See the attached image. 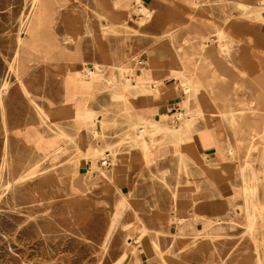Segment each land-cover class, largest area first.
<instances>
[{"label":"crops","instance_id":"0c3cea01","mask_svg":"<svg viewBox=\"0 0 264 264\" xmlns=\"http://www.w3.org/2000/svg\"><path fill=\"white\" fill-rule=\"evenodd\" d=\"M234 1L237 7L229 17L222 11L195 6L194 0H56L57 7H50L48 13L59 10L53 30L59 45L71 55L57 52L48 61L29 48L44 64L61 66L57 72L62 97L60 106L55 107L60 111L53 119L72 116L65 122L79 123L83 130L86 124H98L104 108L102 97L113 86V80L118 83L119 69L124 67L131 72V83L136 88L130 92L121 89L118 94L130 101L136 120L182 125L188 121L183 126L181 142L167 137L168 141L161 146H152L147 141L149 156L145 157L144 151L132 152L109 174L111 179H103L110 182L104 188L103 199L112 216L111 225L117 210L113 205L116 191L132 194L129 206L147 207L143 209V219L148 230L157 233L163 253L167 247L172 248V255L163 256L164 262L158 264L250 262L251 255L236 262L217 260L216 255L219 258L224 253L236 254L237 249L232 247L228 252L223 241L215 243L217 237H228L227 229H208L212 222L245 221L244 213L248 216L245 189L260 190L264 184V19L245 17V10L238 7H244V0ZM124 29L131 31V37L123 44L121 38L106 34ZM70 30L77 33L70 37ZM45 41V45L57 47L47 34ZM60 60L75 61L79 68L70 71L72 65L53 62ZM87 70L101 73L100 81L85 79ZM183 79L192 81V91L186 92ZM117 87L112 89L117 92ZM32 134L28 137L33 143L54 139L43 138L38 131ZM162 137L158 135L157 143ZM51 142H56L53 147L59 145V141ZM88 144L81 138L80 147L85 149V155L90 149ZM40 150L47 155L41 144ZM178 159L186 163V171L179 177L177 169L172 168L171 178L166 182L172 192H164L168 196L165 200L160 197L162 193L148 195L155 191L150 185L140 187L147 193L145 197L133 195L131 189L140 182L141 174L148 172L147 161L152 163V172L164 174L169 168L164 165ZM248 166L253 172L247 170ZM252 174L257 182L251 185ZM157 189L166 191L162 185ZM257 202L264 205V198L258 196ZM133 244L134 239L126 240L127 248ZM157 244L152 239L143 249L148 255L160 254ZM126 257L124 253L122 259Z\"/></svg>","mask_w":264,"mask_h":264},{"label":"rangeland","instance_id":"374dc122","mask_svg":"<svg viewBox=\"0 0 264 264\" xmlns=\"http://www.w3.org/2000/svg\"><path fill=\"white\" fill-rule=\"evenodd\" d=\"M194 1L198 7L222 11L229 17L237 7L234 0ZM33 2L0 0V264L164 262L163 256L172 255V248L167 247L163 253V244L157 233L148 230L143 219V209L147 207L129 206L132 199L128 198L132 194L128 196L121 190L116 191L118 195L114 193L113 200L117 210L111 225L112 216L103 199L104 188L110 183L103 179H111L109 174L117 168L120 160L139 149L143 142L146 146L147 141H151L152 146L158 145L161 140L157 143L156 138L158 135L162 137V133L136 120L130 104L120 98L121 89L126 90L133 81L129 76L131 72L124 67L119 69L122 81L111 80L113 86L102 97L104 108L99 113L98 124L86 125V131L79 123L65 122L73 119L72 116L53 119L60 111L55 107L60 106L62 97L57 72L61 66L44 64L29 48L41 53L48 61H52L51 54L71 53L59 45L53 30L59 10L48 13L50 7H57L56 0H37L35 6ZM261 2L244 0V7H238L241 11L246 10L245 17L262 18L264 5H260ZM130 32L124 29L122 32L107 31L106 34L121 38L123 44L131 37ZM76 33L77 30H70V37ZM45 34L57 44L56 48L44 44ZM53 62L72 65L70 71L79 68V63L72 61ZM100 74L87 70L84 75L85 79L100 81ZM115 85L119 86L115 89L117 92L112 89ZM5 86L7 90L2 93ZM182 86L191 91L194 88L185 80ZM33 130L47 139L58 138L62 149L57 157L46 158L41 153L40 141L33 143L29 140L28 135ZM81 138L90 145L86 158H80ZM146 165L148 172L141 174L140 182L131 189L133 195L137 193L145 197L147 193L140 187L150 185L155 191L148 195L162 193L160 197L165 200L168 196H164V192H172L166 183L171 178L172 168L177 169L179 177L186 171V163L179 159L166 163L164 166L169 168L164 174L152 172L151 162L147 161ZM249 169L250 173L253 172L252 167L248 166ZM102 172L106 175L102 176ZM256 178L252 174L251 185L257 182ZM159 185L166 191L158 190ZM252 191L254 195L249 199V211L255 220L252 229L248 228L246 213L245 221L228 219L208 226V229H227L228 237H217L215 243L223 241L228 252L232 247L237 249L236 254L224 253L219 258L216 255L219 261L236 262L238 258L240 261L251 255L249 264H264V205L257 202L258 196L264 198V184L260 190ZM130 238L134 239V244L127 248L126 240ZM152 239L158 243L162 254L148 255L143 249ZM124 253H127L126 259H122Z\"/></svg>","mask_w":264,"mask_h":264},{"label":"bare ground","instance_id":"6f19581e","mask_svg":"<svg viewBox=\"0 0 264 264\" xmlns=\"http://www.w3.org/2000/svg\"><path fill=\"white\" fill-rule=\"evenodd\" d=\"M255 1H264V0H255ZM36 2H37V0H34V2H33V4H34V6H35V4H36ZM38 2H39V0H38ZM191 3V2H190ZM198 4H199V2H198ZM31 5H32V3H31ZM260 5H264V3L262 4V2H261V4ZM37 6V5H36ZM196 6V5H195ZM41 7V6H40ZM49 7H50V5H49ZM48 7V8H49ZM194 7V6H193ZM31 8V7H30ZM249 9V8H248ZM247 9V10H248ZM258 9V8H257ZM30 11V10H29ZM246 11V10H245ZM248 13V12H247ZM250 13V12H249ZM255 14H257V13H255ZM263 14V16H262V18L264 19V13H262ZM244 15H246V14H244ZM258 15V14H257ZM260 15V14H259ZM31 16V15H30ZM106 16H107V14H106ZM252 16V15H251ZM20 17V16H19ZM25 17V16H24ZM211 17V16H210ZM257 18H258V16H256ZM255 18V17H254ZM29 19V18H28ZM249 19V18H248ZM214 20V19H213ZM260 20V19H259ZM28 21V20H27ZM193 21V20H192ZM205 21V20H204ZM26 22V21H25ZM203 22V21H202ZM217 22V21H216ZM218 23H220V22H218ZM223 23V22H222ZM225 23V22H224ZM219 27V26H218ZM215 30V29H214ZM217 30V29H216ZM218 30H219V28H218ZM217 30V31H218ZM227 32H229V31H227ZM125 34V33H124ZM229 35V34H228ZM55 36V35H54ZM232 37V36H231ZM55 38V37H54ZM173 39V38H172ZM21 41V40H20ZM124 43V42H123ZM202 45V44H201ZM200 45V46H201ZM22 46V45H21ZM125 46V45H124ZM206 46V45H205ZM220 50H222V49H220ZM253 50V49H252ZM255 50V49H254ZM203 51V50H202ZM219 51V50H218ZM212 53V52H211ZM251 54V53H250ZM213 55V54H212ZM73 60V59H72ZM61 61V60H60ZM75 62V61H74ZM12 63V62H11ZM56 64V63H55ZM71 64V63H70ZM113 69V68H112ZM260 70V69H259ZM171 74V73H170ZM264 75V74H263ZM243 77V76H242ZM261 77V76H260ZM184 78V77H183ZM150 79V78H149ZM191 79V78H190ZM194 79V78H193ZM240 79V78H239ZM247 79V78H246ZM255 79V78H254ZM109 80V79H108ZM112 80V79H111ZM183 80H186V79H183ZM262 80V79H261ZM151 81V80H150ZM149 81V82H150ZM187 81V80H186ZM148 82V81H147ZM189 82V81H188ZM238 82V81H237ZM244 82V81H243ZM254 82V81H253ZM109 83H111V81H109ZM119 83V82H118ZM159 83H161V81L159 82ZM163 83V82H162ZM187 83V82H186ZM190 83V82H189ZM191 83H192V81H191ZM240 83V82H239ZM157 84V83H156ZM202 84V83H201ZM206 84V83H205ZM243 84V83H242ZM259 84V83H258ZM76 85V84H75ZM184 85H185V83H184ZM207 85V84H206ZM153 86V85H152ZM189 86V85H188ZM77 87V86H76ZM117 87V86H116ZM119 87V86H118ZM123 88V87H122ZM136 88V85L135 84H133V83H130V85L128 86V88H126V90H127V92L130 90V89H135ZM140 88V87H139ZM141 88H143V87H141ZM151 88V87H150ZM153 88V87H152ZM185 88V87H184ZM192 88V87H191ZM188 89V88H187ZM6 90H7V86H5L4 87V89L2 90V93H4V92H6ZM144 90V89H143ZM195 90V89H194ZM201 90V89H200ZM133 91V90H132ZM134 91H138V90H134ZM133 91V92H134ZM68 92V91H67ZM130 92V91H129ZM148 92V91H147ZM187 93L189 92V90H187L186 91ZM126 93V92H125ZM192 93V92H191ZM198 94V93H197ZM143 95H145L144 93H143ZM124 96V95H123ZM188 96V95H187ZM125 97H126V95H125ZM136 97H137V95H136ZM122 98V97H121ZM127 98V97H126ZM125 98V99H126ZM134 98V97H133ZM186 99H188V98H186ZM129 103H130V101H128ZM186 102V101H185ZM190 102V101H189ZM259 105V104H258ZM78 106H79V104H78ZM81 106V105H80ZM136 106V105H135ZM82 107V106H81ZM184 107V106H183ZM259 107V106H258ZM223 108V107H222ZM136 109V108H135ZM260 109V108H259ZM190 111V110H189ZM261 111V110H260ZM192 112V111H191ZM194 112V111H193ZM210 113V112H209ZM229 113V112H228ZM234 113H236V112H234ZM86 114V113H85ZM211 114V113H210ZM216 114V113H215ZM84 115V114H83ZM88 115V114H87ZM217 115V114H216ZM255 115H258V114H255ZM180 116V115H179ZM178 116V117H179ZM190 116V115H189ZM201 116V115H200ZM259 116H261V115H259ZM186 117V116H185ZM190 118V117H189ZM234 118V117H233ZM257 118V117H256ZM142 119V118H141ZM229 119V118H228ZM107 120V119H106ZM231 120V119H230ZM158 121V120H157ZM207 121V120H206ZM235 121V120H234ZM142 122H144V123H147V124H149L156 132H161L162 133V135H163V137L160 139L161 141L158 143L160 146L163 144V142L165 141H168V140H165L167 137H173V138H176L177 139V142H181L182 140H183V137H182V135H183V133H184V128H183V126L185 125V122L186 121H184V125H182L181 123L179 124L178 122H176L175 124H167V123H160V124H158V123H153V122H146V121H142ZM188 122V121H187ZM186 122V124H188ZM191 122H193V121H191ZM82 123V122H81ZM80 123V124H81ZM255 123V122H254ZM92 124V123H91ZM87 125V124H86ZM117 125V124H116ZM261 126V125H260ZM92 127V126H91ZM96 127V126H95ZM94 127V128H95ZM86 128V127H85ZM84 128V130H86ZM93 128V127H92ZM237 128V127H236ZM238 129V128H237ZM88 130V129H87ZM86 130V131H87ZM90 130V129H89ZM92 130V129H91ZM254 130V129H253ZM186 131V130H185ZM238 131V130H237ZM236 131V132H237ZM32 133H34V131H31V133H30V135H33ZM186 135H189V134H186ZM235 135H236V133H235ZM260 135V134H259ZM250 137V136H249ZM37 138L38 139H40V135L39 134H37ZM44 138V137H43ZM240 138H241V136H240ZM171 140V139H170ZM51 141H59L58 139H53V140H42L41 141V145H42V147H43V150L45 151V153L47 154L46 156L47 157H52V158H54V157H57V155L60 153V150H61V146L60 145H58V144H56L57 146H54L53 147V145H54V143H56V142H51ZM36 142H38V141H36ZM174 142V141H173ZM240 142H242V141H240ZM239 142V143H240ZM245 143V142H244ZM262 143V142H261ZM141 146L139 147L138 146V148L139 149H137L136 151H134L135 153H140L141 151H144V155H145V157L146 156H148L149 155V148H148V146H146V144H145V142H143L142 144H140ZM250 145V144H249ZM253 145V144H252ZM36 146V145H35ZM238 146V145H237ZM251 146V145H250ZM249 146V147H250ZM52 147H53V149H52ZM84 147V146H83ZM230 147V146H229ZM244 147V146H243ZM252 147V146H251ZM228 148V147H227ZM245 148H247V147H245ZM193 149H194V147H193ZM236 149V148H235ZM82 150V152L84 153L85 151H83V150H85V149H81ZM243 150V149H242ZM249 150V149H248ZM38 151H40V150H38ZM79 151V150H78ZM232 150H230V152H231ZM235 151V150H234ZM246 151V150H245ZM108 152V151H107ZM249 152V151H248ZM42 153V152H41ZM243 153V152H242ZM97 154V153H96ZM225 154V153H224ZM45 155V154H44ZM95 155V154H94ZM184 156V155H183ZM46 157V158H47ZM81 157H87L86 155H85V153L84 154H81ZM180 157V156H179ZM245 157V156H244ZM250 157V156H249ZM180 159V158H179ZM184 159V158H183ZM248 163V162H247ZM96 165V164H95ZM246 165V164H245ZM245 171H247L246 169H244L243 170V173H245ZM32 174V173H31ZM105 174V173H104ZM25 177H27V176H25ZM109 179V178H108ZM222 181V180H221ZM247 181H248V179L247 180H245V183H247ZM3 183V182H2ZM7 183V182H6ZM1 186V185H0ZM6 186V185H5ZM2 188V187H1ZM246 190V192H245V198H246V203H247V207H246V210H247V214H248V216H249V229H252L253 228V226H254V224H255V220H254V218H253V216H252V213L249 211V199L251 198V197H253V195H254V193H252V190L251 189H248V188H246L245 189ZM6 204V203H5ZM7 205V204H6ZM113 205H114V203H113ZM133 240V239H132ZM151 244V243H150ZM158 245V244H157ZM155 247V246H154ZM157 249H159V248H157ZM154 250H156V249H154ZM153 252H155V251H153ZM159 252V251H158ZM154 254V253H153ZM157 254V253H156ZM161 254V253H160ZM170 255V254H169ZM259 261H260V259H259ZM261 262V261H260Z\"/></svg>","mask_w":264,"mask_h":264}]
</instances>
